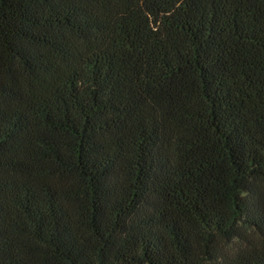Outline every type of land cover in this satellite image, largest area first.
<instances>
[{"label": "trees", "instance_id": "16d2710c", "mask_svg": "<svg viewBox=\"0 0 264 264\" xmlns=\"http://www.w3.org/2000/svg\"><path fill=\"white\" fill-rule=\"evenodd\" d=\"M0 264H264V0H0Z\"/></svg>", "mask_w": 264, "mask_h": 264}]
</instances>
